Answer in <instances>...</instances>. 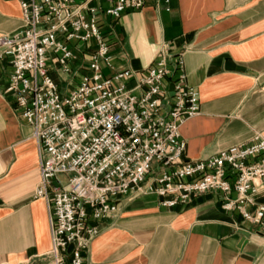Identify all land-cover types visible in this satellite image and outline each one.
<instances>
[{
  "label": "built area",
  "instance_id": "2783aa9c",
  "mask_svg": "<svg viewBox=\"0 0 264 264\" xmlns=\"http://www.w3.org/2000/svg\"><path fill=\"white\" fill-rule=\"evenodd\" d=\"M17 1L22 26L0 34V62L11 67L6 92L38 145L34 197L48 208L53 264H87L89 242L119 200L142 193L172 207L218 192L223 210L264 230V204L256 202L264 192L261 134L206 159L184 157L179 129L199 103L180 54L164 44L140 74L102 75L110 57L101 15L118 19L142 0L107 8L99 0Z\"/></svg>",
  "mask_w": 264,
  "mask_h": 264
},
{
  "label": "crops",
  "instance_id": "0c3cea01",
  "mask_svg": "<svg viewBox=\"0 0 264 264\" xmlns=\"http://www.w3.org/2000/svg\"><path fill=\"white\" fill-rule=\"evenodd\" d=\"M142 1L141 9L118 19L101 15L110 57L102 75L140 74L167 44L182 57L185 83L198 92V113L179 129L185 159H206L255 134L264 137V0ZM21 26L18 1L0 0V34ZM81 64L78 54L72 66ZM11 71L7 60L0 62V264H53L48 208L34 197L38 145L6 92ZM221 200L220 193L206 192L163 207L152 193L123 197L89 242L86 262L264 264V230L223 210ZM256 202L264 204V192Z\"/></svg>",
  "mask_w": 264,
  "mask_h": 264
}]
</instances>
